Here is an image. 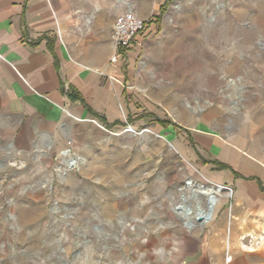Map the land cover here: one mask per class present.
Here are the masks:
<instances>
[{
	"label": "rangeland",
	"instance_id": "obj_1",
	"mask_svg": "<svg viewBox=\"0 0 264 264\" xmlns=\"http://www.w3.org/2000/svg\"><path fill=\"white\" fill-rule=\"evenodd\" d=\"M51 1L80 51L96 16L110 35L120 12L147 20L120 64L126 96L148 117L132 132L69 120L28 147L0 146V264H166L206 224L195 220L207 208L198 187L212 188L148 124L193 115L264 154V0Z\"/></svg>",
	"mask_w": 264,
	"mask_h": 264
},
{
	"label": "crops",
	"instance_id": "obj_2",
	"mask_svg": "<svg viewBox=\"0 0 264 264\" xmlns=\"http://www.w3.org/2000/svg\"><path fill=\"white\" fill-rule=\"evenodd\" d=\"M100 20L94 17L80 51L70 19L51 0H0V146L28 147L69 120L121 132L146 120L148 112L126 96L120 64L139 47L123 49L110 62L112 35ZM153 120V132L198 161L210 190L217 184L233 190L229 199L225 190L213 191L212 216L182 237L166 264H264V154L193 115Z\"/></svg>",
	"mask_w": 264,
	"mask_h": 264
},
{
	"label": "built area",
	"instance_id": "obj_3",
	"mask_svg": "<svg viewBox=\"0 0 264 264\" xmlns=\"http://www.w3.org/2000/svg\"><path fill=\"white\" fill-rule=\"evenodd\" d=\"M148 30L147 20L137 15L133 10L118 13L111 30L113 52L109 57L110 62H115L123 49L140 47V37ZM92 121L96 122L94 119ZM122 130L123 132H132L134 128L131 125H127ZM216 188L225 190L228 195L233 193L232 188L227 185L217 184Z\"/></svg>",
	"mask_w": 264,
	"mask_h": 264
},
{
	"label": "bare ground",
	"instance_id": "obj_4",
	"mask_svg": "<svg viewBox=\"0 0 264 264\" xmlns=\"http://www.w3.org/2000/svg\"><path fill=\"white\" fill-rule=\"evenodd\" d=\"M71 164H76L77 162L74 160H71L70 162ZM193 186V185H192ZM201 191V193H204L206 195L207 198V208H201L200 205L198 206L196 212H195V217L197 216V214H202L203 215V220L206 222L208 220V218L211 216L212 214V210L214 208L215 202H216V196L213 195L210 197V194L213 193V191H218V189L216 190H210L208 188H204V187H198ZM182 216L188 220L191 218V215L193 214V210L192 208H187V207H182L179 211Z\"/></svg>",
	"mask_w": 264,
	"mask_h": 264
},
{
	"label": "water",
	"instance_id": "obj_5",
	"mask_svg": "<svg viewBox=\"0 0 264 264\" xmlns=\"http://www.w3.org/2000/svg\"><path fill=\"white\" fill-rule=\"evenodd\" d=\"M214 194H210V197L213 196ZM177 208H179V206H177ZM209 219V218H208ZM195 220L199 223H202L204 220H203V215L202 214H197V216L195 217Z\"/></svg>",
	"mask_w": 264,
	"mask_h": 264
},
{
	"label": "trees",
	"instance_id": "obj_6",
	"mask_svg": "<svg viewBox=\"0 0 264 264\" xmlns=\"http://www.w3.org/2000/svg\"><path fill=\"white\" fill-rule=\"evenodd\" d=\"M70 95H71V94H70ZM72 97H74V96H72ZM78 97H79V96L77 95V96H76V98H78ZM221 166H223V167H224L225 165H221Z\"/></svg>",
	"mask_w": 264,
	"mask_h": 264
}]
</instances>
